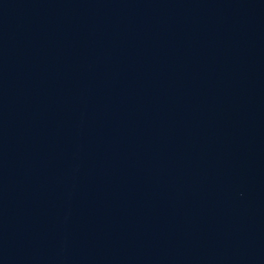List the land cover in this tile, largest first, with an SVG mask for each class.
Here are the masks:
<instances>
[{
  "label": "water",
  "instance_id": "water-1",
  "mask_svg": "<svg viewBox=\"0 0 264 264\" xmlns=\"http://www.w3.org/2000/svg\"><path fill=\"white\" fill-rule=\"evenodd\" d=\"M0 264H264V0H0Z\"/></svg>",
  "mask_w": 264,
  "mask_h": 264
}]
</instances>
